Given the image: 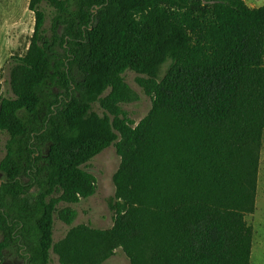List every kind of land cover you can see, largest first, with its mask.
I'll return each mask as SVG.
<instances>
[{"label": "trees", "instance_id": "trees-1", "mask_svg": "<svg viewBox=\"0 0 264 264\" xmlns=\"http://www.w3.org/2000/svg\"><path fill=\"white\" fill-rule=\"evenodd\" d=\"M51 8L49 26L45 27ZM34 28L0 98V264H250L264 133V4L244 0H29ZM164 69L162 70V68ZM151 108L135 125L121 103ZM102 110L100 114L95 106ZM114 144L113 225L54 214L92 196L82 168ZM60 204H66L59 208Z\"/></svg>", "mask_w": 264, "mask_h": 264}, {"label": "rangeland", "instance_id": "rangeland-1", "mask_svg": "<svg viewBox=\"0 0 264 264\" xmlns=\"http://www.w3.org/2000/svg\"><path fill=\"white\" fill-rule=\"evenodd\" d=\"M244 1L249 7L254 8L264 4V0ZM28 2L29 0H0V98L12 96L8 82L11 57L25 53L33 33L35 18L33 13L28 10ZM41 6L48 14L45 21L47 28L51 8L45 4ZM123 76L135 98L121 103V108L135 125L150 110L151 98L138 85V74L127 70ZM95 110L98 114L102 112L98 105L95 106ZM6 138V133H0V159L5 154ZM261 147L255 209L252 213L244 215L245 221L253 228L250 264H264V133ZM119 164L120 156L115 145L112 144L82 166L83 169L95 175L96 192L88 198L81 199L77 204L69 205L76 211V217L70 225L62 222L57 214H54V243L61 241L72 227L80 224L98 229L110 228L113 225L112 213L108 208L107 201L114 195L112 176ZM62 206H66V204H60L58 207ZM4 264H23V259L6 253ZM49 264H61L58 255L53 250H50ZM101 264H130V261L121 248H116L114 254Z\"/></svg>", "mask_w": 264, "mask_h": 264}, {"label": "flooded vegetation", "instance_id": "flooded-vegetation-1", "mask_svg": "<svg viewBox=\"0 0 264 264\" xmlns=\"http://www.w3.org/2000/svg\"><path fill=\"white\" fill-rule=\"evenodd\" d=\"M4 264V263H3Z\"/></svg>", "mask_w": 264, "mask_h": 264}]
</instances>
